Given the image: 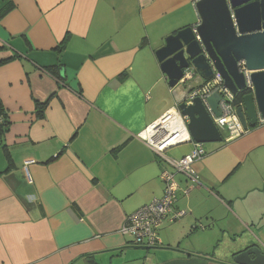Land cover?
Instances as JSON below:
<instances>
[{
    "label": "crops",
    "instance_id": "crops-1",
    "mask_svg": "<svg viewBox=\"0 0 264 264\" xmlns=\"http://www.w3.org/2000/svg\"><path fill=\"white\" fill-rule=\"evenodd\" d=\"M196 1L0 0V264H235L246 247L264 252V121L202 144L193 176L170 164L193 141L160 153L141 138L206 82L190 64L193 78L170 87L155 56L197 22ZM164 169L184 214L158 228L160 245H135L122 228L161 198ZM216 232L240 236L230 261L211 252Z\"/></svg>",
    "mask_w": 264,
    "mask_h": 264
},
{
    "label": "water",
    "instance_id": "water-1",
    "mask_svg": "<svg viewBox=\"0 0 264 264\" xmlns=\"http://www.w3.org/2000/svg\"><path fill=\"white\" fill-rule=\"evenodd\" d=\"M195 8L197 22L166 36L155 51L168 85L176 86L190 64L208 81L213 66L232 95H241L242 106L237 114L244 128L256 126L259 119H264V0H197ZM241 62L248 71L250 86L239 71ZM220 98L213 93L206 99L214 116L220 115ZM177 107L187 117L190 141L204 144L223 140L199 98H194L192 104L183 101ZM233 262L264 264V252L252 245L234 255Z\"/></svg>",
    "mask_w": 264,
    "mask_h": 264
},
{
    "label": "built area",
    "instance_id": "built-area-1",
    "mask_svg": "<svg viewBox=\"0 0 264 264\" xmlns=\"http://www.w3.org/2000/svg\"><path fill=\"white\" fill-rule=\"evenodd\" d=\"M238 67L239 71L244 73L247 85L250 86L248 71L244 63H239ZM190 71L191 70L187 68L184 69L181 82L193 78L194 73ZM213 93H218L221 96L218 103L220 111L219 116H214L206 103L207 97ZM194 98H199L204 103L219 132L222 134V131L226 130L227 134L225 137L222 134L224 140L238 138L247 131L237 114V108L240 104L237 105L234 103L235 96L223 85L222 78L217 72L214 73L210 80L189 90L184 101L186 104H191ZM260 121H264V119ZM177 122L179 123V128L174 126ZM156 124L153 123L144 134L141 135V138L152 148H155L156 151L161 153L168 147L190 141V135L186 125L187 119L181 116L176 109L167 114L158 125ZM204 153L202 144L193 142V148L188 154L170 164L177 172H181L186 176H193L191 164L195 160L201 158ZM27 163H29V161L26 162V164ZM160 178L164 183L161 198L154 199L149 204L138 208L129 216L128 224L122 228L123 234L132 237L135 245H160V240L157 235L158 228L167 221L173 222L179 219L184 214L183 211L176 210L174 207L177 192V183L174 173L164 169L160 173ZM193 181H195V179H193Z\"/></svg>",
    "mask_w": 264,
    "mask_h": 264
},
{
    "label": "rangeland",
    "instance_id": "rangeland-1",
    "mask_svg": "<svg viewBox=\"0 0 264 264\" xmlns=\"http://www.w3.org/2000/svg\"><path fill=\"white\" fill-rule=\"evenodd\" d=\"M187 81H183V82H178V83H186ZM180 104V103H179ZM191 104H192V101H191ZM176 110L180 113V111L178 110V107L176 108ZM181 114V113H180ZM181 116H183L182 114H181ZM183 117H185V116H183ZM186 119H187V117H186ZM221 134V133H220ZM222 134L225 136L226 134H227V132H226V130H223L222 131ZM221 134V136H223ZM222 139H223V137H222ZM209 144H213V143H204V146H208ZM238 236V235H237ZM235 236V237H233V236H231V234L228 236V237H226V236H224V237H221L217 232H216V235H214V240L211 242L212 243V246H213V248H211V252L212 251H214V249L216 248L217 250H219V252L220 253H222V254H225V253H228L227 255V258L229 259V261L231 260V258H230V256H229V252H230V248L232 247V244H235V246H233V249L234 248H236L237 250L238 249H242L244 246H240L241 245V243H242V241H241V239H239L240 238V236ZM196 241V243L198 242H200L199 241V239H197V240H195ZM210 241V240H209ZM207 243H208V241H207ZM181 245H183L182 247H185V245H186V243H185V241L184 242H182L181 243Z\"/></svg>",
    "mask_w": 264,
    "mask_h": 264
},
{
    "label": "trees",
    "instance_id": "trees-1",
    "mask_svg": "<svg viewBox=\"0 0 264 264\" xmlns=\"http://www.w3.org/2000/svg\"><path fill=\"white\" fill-rule=\"evenodd\" d=\"M5 62V60L1 61V63ZM242 102L241 95H238L235 97L234 103L239 105ZM47 101L42 103H37L38 109L37 114L38 116H42V108L45 107ZM6 124H8V115L5 111H3V108L0 105V131L3 132L5 130Z\"/></svg>",
    "mask_w": 264,
    "mask_h": 264
},
{
    "label": "bare ground",
    "instance_id": "bare-ground-1",
    "mask_svg": "<svg viewBox=\"0 0 264 264\" xmlns=\"http://www.w3.org/2000/svg\"><path fill=\"white\" fill-rule=\"evenodd\" d=\"M173 110H170V111H168L166 114H164V116H162V118L161 119H159L157 122H155L154 124H156V125H158V123L167 115V114H169V113H171ZM176 128H179V123L177 122L175 125H174Z\"/></svg>",
    "mask_w": 264,
    "mask_h": 264
}]
</instances>
